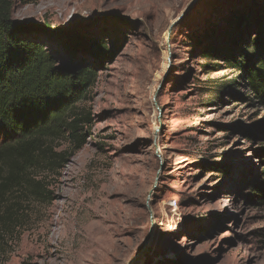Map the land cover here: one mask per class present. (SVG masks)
<instances>
[{
	"label": "rangeland",
	"instance_id": "obj_1",
	"mask_svg": "<svg viewBox=\"0 0 264 264\" xmlns=\"http://www.w3.org/2000/svg\"><path fill=\"white\" fill-rule=\"evenodd\" d=\"M248 13L264 29V0L15 3L14 20L49 24L38 40L60 63L77 36L113 53L73 55L96 72L78 102L91 111L90 137L51 180L54 199L25 204L0 264H264V206L246 200L262 169L264 105L222 44ZM247 26L236 60L261 34ZM104 205L115 250L93 261L90 224Z\"/></svg>",
	"mask_w": 264,
	"mask_h": 264
},
{
	"label": "trees",
	"instance_id": "obj_2",
	"mask_svg": "<svg viewBox=\"0 0 264 264\" xmlns=\"http://www.w3.org/2000/svg\"><path fill=\"white\" fill-rule=\"evenodd\" d=\"M18 2L25 0H0V247L9 236L19 234L25 204L54 199L51 180L60 176L90 137L91 111L78 102L94 84L96 72L94 63L82 66L84 60L73 55L78 48L105 59L113 53L100 39L77 36L61 44L63 56L69 57L60 63L57 55L38 40V35L53 33L49 24H24L12 18ZM241 18L248 22V30L256 26L261 34L244 46L242 57L236 60V42H240L238 48L248 42V32L245 37L238 32L239 19L231 38L222 43L225 60L242 72L249 92L264 105L261 16L248 13ZM62 140L65 146L58 143ZM257 154L262 169L250 182L246 200L264 206V147Z\"/></svg>",
	"mask_w": 264,
	"mask_h": 264
},
{
	"label": "bare ground",
	"instance_id": "obj_3",
	"mask_svg": "<svg viewBox=\"0 0 264 264\" xmlns=\"http://www.w3.org/2000/svg\"><path fill=\"white\" fill-rule=\"evenodd\" d=\"M102 202L105 203L104 200H102ZM99 217L101 218L100 222L97 221L90 224L95 248L93 254H91L89 257L93 261L102 260L103 257H108V252H113L115 250L112 245L114 240L108 236V232L110 230V228H108V205L103 206V210L101 211V215ZM93 243H91V245Z\"/></svg>",
	"mask_w": 264,
	"mask_h": 264
}]
</instances>
